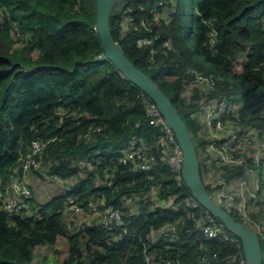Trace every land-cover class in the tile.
Instances as JSON below:
<instances>
[{"label":"trees","instance_id":"trees-1","mask_svg":"<svg viewBox=\"0 0 264 264\" xmlns=\"http://www.w3.org/2000/svg\"><path fill=\"white\" fill-rule=\"evenodd\" d=\"M182 1L130 0L134 25L123 36L124 14H113L114 38L169 95L193 134L201 127L192 117L198 91L191 101L186 96L198 74L212 76L210 99L230 100L237 86L242 97L235 101L243 105L235 121L264 129V0H184V10L192 7L190 27ZM157 34L152 44L138 43ZM103 53L96 0H0V191L8 194L35 139L46 145L39 169L30 172L66 181L42 203L33 195V215L8 213L0 199V264H35L43 246L62 239L60 264H242L238 236L227 228L231 241L204 234L208 211L192 206L191 190L162 157L146 94L111 60L98 59ZM134 137L155 156L147 171L122 163ZM241 155L244 164L213 160L225 182L251 179L255 156ZM70 197L79 210H66ZM108 205L126 211L125 226L104 228ZM257 205L258 215L249 216L264 247V206ZM80 211L99 216L77 221Z\"/></svg>","mask_w":264,"mask_h":264},{"label":"built area","instance_id":"built-area-1","mask_svg":"<svg viewBox=\"0 0 264 264\" xmlns=\"http://www.w3.org/2000/svg\"><path fill=\"white\" fill-rule=\"evenodd\" d=\"M160 5L162 6L164 5L162 1L160 2ZM133 11H134L133 6L129 4L124 13V19L122 22L123 36H127L130 33L131 27L134 25ZM153 11H154V18L160 19L159 18L160 15L158 13V6H156V8H154ZM171 19H172L171 15L167 14L166 21L170 22ZM142 24L145 25V21H142ZM154 41H155L154 38L150 36H143L139 38L138 43L140 45H147V44H152ZM165 45L169 46V42H166ZM155 52L156 51H153V55ZM197 83L202 84L201 88L205 92L210 91L211 87L209 86V84H213L212 76H205L198 74L196 77V84ZM144 101L147 108V115L150 117L152 123L159 127L161 132L159 138L156 141V145L160 148L162 157L164 159H167L170 162V165L178 171L179 173L178 178L181 179L182 178L181 167L183 164L184 153L180 143L177 140L175 132L173 131L172 127L169 125L163 114L161 113L157 104L154 101H152L148 96L145 98ZM218 105L219 106L216 108L217 114L212 116L208 115L207 118V123L212 128L211 131L216 127L221 128V125L224 122L233 123V125L235 126V131L237 130V127H241L240 125H237L238 122L235 120L231 121L230 119H228L229 121H225L226 117L224 116L228 115L227 102L222 100ZM233 144H234L233 142L229 144L227 155H224V152L222 151L223 149H225V144L221 146L220 144L215 145V143H213L215 149H212L210 151L211 153L213 152L217 153V155L220 154L221 155L220 158L222 161H226L228 163L237 162L240 164H244L245 160L244 157L241 155V153L245 151H238L235 152L234 154L233 151L236 148H233L234 149L233 151L231 150ZM45 145L46 142L41 139H35L31 142L30 150L27 155V158H25V160L21 163V165H19V169L21 171L14 172L12 174V178H11V188L13 190L12 194L10 193L6 194L3 191H0V199L2 200V207L6 212L22 213L26 215L34 214L35 211H33L32 209L33 192L29 187L27 181V175L31 170L39 169L41 161L43 159V152ZM256 159L257 156H255V161ZM261 159L262 160H260L261 162L260 167L258 163L259 158L257 159L258 161H256L257 163L255 162L257 164V167L256 169L252 170L251 176L254 175L255 177L256 189L258 191L263 192L264 191V153ZM121 160L122 163L124 164H127L130 161L133 163V165L136 168H140L142 170L147 171L151 168V163L155 160V156L150 153L148 145L143 143V138L134 137L129 142L127 149ZM205 160H206L205 155H203V157L200 158L201 170L203 169V166H206L204 165L206 164ZM244 180L245 179L240 178L237 183L241 182L243 186L245 184ZM222 183L224 186L230 185V183L225 182V180H223ZM237 195L238 194H233V193L226 194L222 189L220 191H216V193L213 194L215 199L219 203H221L225 208L232 209L238 212L242 216L243 212L246 209V198L244 196L241 197L240 195L238 196ZM243 198L245 200H242ZM237 199H240V201L238 202ZM126 200L128 203H131L130 198H127ZM191 200L193 207L202 206L194 196L191 198ZM244 201L245 203H243ZM73 207L79 210V207L76 205L75 199L73 197H70L66 202V210H69L70 208ZM125 215H126V211L124 209L115 207L113 205H108L103 210L102 224L105 229H110L113 227L121 228L125 226ZM248 219H251L250 216ZM172 229L174 231V228ZM203 232L207 237L217 236L225 241H231L234 239L231 233L226 229L224 223L221 220H219L217 217L212 215L210 212H208L207 222L203 226ZM168 234L171 233L168 232ZM204 261L206 262V260ZM156 263H160V262H156ZM160 264H170V262H163ZM242 264H246L245 259L242 260Z\"/></svg>","mask_w":264,"mask_h":264},{"label":"water","instance_id":"water-1","mask_svg":"<svg viewBox=\"0 0 264 264\" xmlns=\"http://www.w3.org/2000/svg\"><path fill=\"white\" fill-rule=\"evenodd\" d=\"M130 0H96V30L103 48L98 59L111 60L126 78L137 85L159 107L180 143L184 159L181 174L192 195L226 228L241 240L246 264H263L264 247L259 232L245 226L209 192L203 178L194 134L169 95L144 70L138 67L114 38L111 16L124 14Z\"/></svg>","mask_w":264,"mask_h":264},{"label":"rangeland","instance_id":"rangeland-1","mask_svg":"<svg viewBox=\"0 0 264 264\" xmlns=\"http://www.w3.org/2000/svg\"><path fill=\"white\" fill-rule=\"evenodd\" d=\"M185 4L186 2L183 0L180 5V11L181 13L185 15L186 22L188 26L190 27L192 7L189 6L186 8V10H184ZM159 17H162V16H159ZM158 35L159 34L154 36V40L158 39ZM187 38L190 39V36L187 35ZM205 64L209 69L212 68V65L210 64V62L209 63L205 62ZM201 86L202 84L200 83H197L196 87L190 86L188 88V94L186 96V100L191 101L192 96H195V93L198 91V97L194 98L192 101H195L196 103H198L199 108H198L197 114L196 113L193 114L192 117L193 118L195 117L196 121H198V124L201 125V127L199 128V131L198 129L196 131L195 130L193 131L195 133L194 139L196 142L199 157L202 158L203 155H205V158H206L205 160L206 164H204L206 166H203V169H202L204 181L208 186L211 187V189H213L214 192H212V195L215 194L216 191H220L222 189L224 193L226 194L233 193V194H238L241 197L244 196L246 198V209L243 212V215L241 217L243 218L247 227H250L254 230L256 229L259 230V228L255 226V224H252V220L248 218H249L250 213L252 215L253 214L258 215V212H259V207L257 205L258 202L261 201L264 206V191L263 192L258 191L255 185L251 183V179H245L244 180L245 184L243 186L241 182L237 183V181L232 182V184L228 186H224L223 183H221L223 180L222 175L219 173V170L213 165V160L217 158V155H216L217 153L215 152L211 153L210 150L215 149L213 143H215V145L220 144L221 146L225 144V149H223L222 151L224 152V155H227L228 146L229 144L233 142L234 144L231 150L233 151L234 150L233 148H236L233 151L234 154L235 152H238V151H245L247 154H251L252 156H257V159L259 158V161L257 159L256 161H258L259 167H260L261 165L260 160H262L261 158L264 153V129L261 127L241 126V127H237V130L235 131V126L233 125V123L224 122L221 125V128L216 127L211 131L212 128L211 126L208 125L207 118H208V115L212 116V115L217 114L216 108L219 106L218 104L220 103V101L224 100L225 102L228 103V109H227L228 115L227 116H229L230 120L233 121L235 120L238 110L243 105V101L236 102L235 99L236 98L241 99L242 96H241V93L238 87L235 85L236 86L235 94L230 97V100L224 99V98L223 99H219V98L210 99L209 93H207L209 91L205 92L203 89L200 90ZM200 94H202V97ZM237 125H241V124L238 123ZM203 138L204 140L202 141ZM198 143L202 145L199 146ZM220 156L221 155L218 154V158H220ZM229 164H232V163H229ZM242 200H245V199L243 198ZM237 201L239 202L240 199H237ZM243 203H245V201ZM51 246L55 247L56 245H51ZM57 250L59 249L51 248L48 251L44 250L45 253H43L42 256H38L36 258L35 264H60L63 259L62 252L65 249L63 250L62 248V250H59V251Z\"/></svg>","mask_w":264,"mask_h":264},{"label":"crops","instance_id":"crops-1","mask_svg":"<svg viewBox=\"0 0 264 264\" xmlns=\"http://www.w3.org/2000/svg\"><path fill=\"white\" fill-rule=\"evenodd\" d=\"M47 177H44V176L42 177L40 175V173L37 171H32L27 175V181H28L29 187L31 188V190L33 192L34 199L36 202H39V203L44 202L45 200L49 199L52 195H54L58 192H61L66 186V181H63L61 179L60 180L56 179L55 177H49V176H47ZM223 180H222V182H223ZM251 183L254 185L256 183L254 175L251 176ZM12 192H13L12 188L9 187L7 190V193L12 194ZM98 216L99 215L97 212L92 213V214L91 213L86 214L85 211H80L77 214L76 220L85 222V221H90V220H93L95 218H98ZM69 220H73V218H69ZM61 243H62V245H61ZM51 248L59 249V250H62V248H63V250L64 249L66 250V248H67L66 240L62 239L60 244L59 243H58V245L56 244L55 247L51 246V245H48L45 247L43 246L40 249L39 254L35 257L34 262H36V258L38 256H42L43 253H45V251H48Z\"/></svg>","mask_w":264,"mask_h":264}]
</instances>
